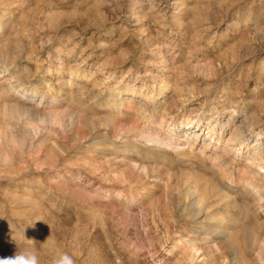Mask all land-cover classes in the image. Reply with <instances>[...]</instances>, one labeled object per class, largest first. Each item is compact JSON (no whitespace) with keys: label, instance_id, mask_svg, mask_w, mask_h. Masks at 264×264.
Wrapping results in <instances>:
<instances>
[{"label":"rangeland","instance_id":"1","mask_svg":"<svg viewBox=\"0 0 264 264\" xmlns=\"http://www.w3.org/2000/svg\"><path fill=\"white\" fill-rule=\"evenodd\" d=\"M262 143L264 0H0V258L264 264Z\"/></svg>","mask_w":264,"mask_h":264},{"label":"bare ground","instance_id":"2","mask_svg":"<svg viewBox=\"0 0 264 264\" xmlns=\"http://www.w3.org/2000/svg\"><path fill=\"white\" fill-rule=\"evenodd\" d=\"M201 123V121H199V119H197L195 122H193V123H188L187 124V126L186 127H182V128H179L180 130H183L184 129V136H185V138H187L186 139V144H188V142H187V140H188V138H190L191 139V141H192V143L191 144H194V143H196V141L198 140H203L205 137H212V136H214V134H216L215 133V130L217 131V140H221V136H220V134H221V132H224L225 131V129H226V127H228L229 126V124H230V118L229 119H227V122L226 123H221V121H220V118H219V116H212V117H210V118H208V120L205 122V124H204V128L206 129L205 130V133L203 132V130L201 131V129H204L202 126V124H200ZM189 128H191L190 130H189ZM146 129V128H145ZM187 130H189V133H188V131ZM142 134H143V132H142ZM142 137H143V135H141ZM146 136H148V135H146ZM162 137V136H161ZM147 138V137H146ZM149 138V137H148ZM231 138L232 139H234L236 142H239V143H243V142H245V140H247V137L246 136H242V135H240V136H236L235 134H233V136H231ZM144 139H145V137H144ZM154 140H156V141H161V138H159V136L157 135V134H155V136H154V139H153V141ZM151 141V140H150ZM155 141V142H156ZM180 141V140H179ZM163 143V142H162ZM262 145H264L263 143H262ZM261 145V146H262ZM189 147V146H188ZM191 147V146H190ZM189 150H190V148H189ZM261 163V162H260ZM262 163H263V165H264V158H263V160H262ZM260 166V165H259ZM261 169V168H260ZM259 170V169H258ZM260 172V171H259ZM247 185V184H246ZM200 199V198H199ZM193 202V201H192ZM198 203V202H197ZM196 206H197V204H196Z\"/></svg>","mask_w":264,"mask_h":264},{"label":"clouds","instance_id":"3","mask_svg":"<svg viewBox=\"0 0 264 264\" xmlns=\"http://www.w3.org/2000/svg\"><path fill=\"white\" fill-rule=\"evenodd\" d=\"M0 264H39V257L35 250L17 249L12 256L0 258ZM52 264H75V261L65 252L53 259Z\"/></svg>","mask_w":264,"mask_h":264}]
</instances>
